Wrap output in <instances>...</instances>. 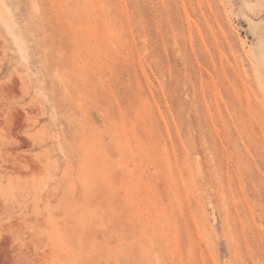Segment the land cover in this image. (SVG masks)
Listing matches in <instances>:
<instances>
[{
  "label": "rangeland",
  "instance_id": "1",
  "mask_svg": "<svg viewBox=\"0 0 264 264\" xmlns=\"http://www.w3.org/2000/svg\"><path fill=\"white\" fill-rule=\"evenodd\" d=\"M0 264H264V0H0Z\"/></svg>",
  "mask_w": 264,
  "mask_h": 264
}]
</instances>
